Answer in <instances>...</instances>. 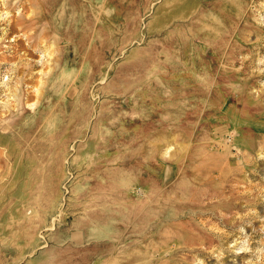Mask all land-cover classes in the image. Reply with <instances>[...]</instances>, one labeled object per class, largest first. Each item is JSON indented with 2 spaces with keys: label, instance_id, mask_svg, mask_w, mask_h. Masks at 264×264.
I'll return each instance as SVG.
<instances>
[{
  "label": "rangeland",
  "instance_id": "rangeland-1",
  "mask_svg": "<svg viewBox=\"0 0 264 264\" xmlns=\"http://www.w3.org/2000/svg\"><path fill=\"white\" fill-rule=\"evenodd\" d=\"M0 264H264V0H0Z\"/></svg>",
  "mask_w": 264,
  "mask_h": 264
},
{
  "label": "bare ground",
  "instance_id": "bare-ground-1",
  "mask_svg": "<svg viewBox=\"0 0 264 264\" xmlns=\"http://www.w3.org/2000/svg\"><path fill=\"white\" fill-rule=\"evenodd\" d=\"M30 3V2H29ZM20 6V5H19ZM22 6V5H21ZM27 13V12H26ZM51 14V13H50ZM28 28V27H27ZM20 31V30H19ZM27 34V33H26ZM44 35V34H43ZM25 36V35H24ZM25 38V37H24ZM27 39H28V37H26ZM44 38V37H43ZM20 39V38H19ZM37 43V42H36ZM37 45V44H36ZM38 46V45H37ZM39 46H41V44L39 45ZM21 47V46H20ZM26 47V46H25ZM23 48V47H22ZM37 48V47H36ZM34 49V48H33ZM15 50V49H14ZM25 50V49H24ZM37 50V49H36ZM29 52V51H28ZM32 54V53H31ZM3 55V54H2ZM29 55V54H28ZM4 56V55H3ZM31 56V55H30ZM31 72V71H30ZM19 85V84H18ZM23 87V86H22ZM16 90H18V91H20L21 90V88H16ZM18 96V95H17ZM24 98V97H23ZM21 100V99H20ZM19 98H18V100L16 101V104H12L11 106H6L7 107V110H5V111H11V112H13V113H15L16 114V116H17V119L14 121V122H12V123H10V124H8V126L9 125H13V126H15V125H18V124H20V122L21 121H23L24 119H23V117H25V115H23V110H24V107H23V103H20L19 101ZM23 100V99H22ZM14 103V102H13ZM6 104V103H5ZM11 104V103H10ZM5 106V105H4ZM2 107V106H1ZM22 111L21 113H17V111ZM2 113H4V112H2ZM1 113V114H2ZM5 127H7V124H5Z\"/></svg>",
  "mask_w": 264,
  "mask_h": 264
}]
</instances>
